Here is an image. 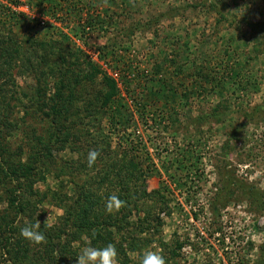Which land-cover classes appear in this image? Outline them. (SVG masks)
Instances as JSON below:
<instances>
[{
  "label": "rangeland",
  "instance_id": "rangeland-1",
  "mask_svg": "<svg viewBox=\"0 0 264 264\" xmlns=\"http://www.w3.org/2000/svg\"><path fill=\"white\" fill-rule=\"evenodd\" d=\"M244 190L264 201V0H0V264H264Z\"/></svg>",
  "mask_w": 264,
  "mask_h": 264
},
{
  "label": "clouds",
  "instance_id": "clouds-1",
  "mask_svg": "<svg viewBox=\"0 0 264 264\" xmlns=\"http://www.w3.org/2000/svg\"><path fill=\"white\" fill-rule=\"evenodd\" d=\"M99 156V152L96 150H90L87 154V165L91 168ZM122 201L117 196L112 195L108 198L105 204V211L111 214L114 211H118ZM47 219L44 222V226L50 227L47 223ZM41 229V223L37 219L35 223L25 224L20 228V235L29 240L31 243L39 245L46 240V236ZM118 253L114 244L109 243L102 247H93L86 245L82 247L76 257V264H118ZM139 264H166L163 256L157 252L148 250L145 251L140 257Z\"/></svg>",
  "mask_w": 264,
  "mask_h": 264
},
{
  "label": "trees",
  "instance_id": "trees-1",
  "mask_svg": "<svg viewBox=\"0 0 264 264\" xmlns=\"http://www.w3.org/2000/svg\"><path fill=\"white\" fill-rule=\"evenodd\" d=\"M105 80H106V83L107 84H113V85H111L110 87H112V91L107 95V98H106V102L109 100V99H111V100H114L115 98H116V95H117V91L115 90L114 91V89H115V85H116V83L114 82V80H112V79H109V78H107V77H105L104 78ZM114 92V93H113ZM114 98V99H113ZM29 168H26L25 170H28ZM27 173H28V171H27ZM249 188H252V187H249ZM245 189V188H244ZM250 191L251 190H249V191H246V190H244V194L245 195H248L247 193H249L250 194ZM249 197H250V199L252 200V202L254 203V204H256L257 203V206H258V209H262V210H264V201H262L261 200V198H260V196L259 195H257V193H254V194H250V195H248ZM23 240V238H21V240H18L17 241V248H21V245H22V242L24 241H22Z\"/></svg>",
  "mask_w": 264,
  "mask_h": 264
}]
</instances>
